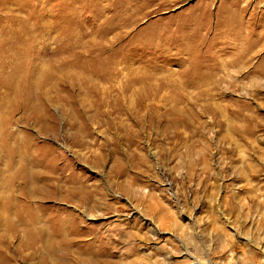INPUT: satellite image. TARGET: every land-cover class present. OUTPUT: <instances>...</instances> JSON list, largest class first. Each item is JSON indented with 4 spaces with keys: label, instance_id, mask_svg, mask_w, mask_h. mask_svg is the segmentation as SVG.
I'll use <instances>...</instances> for the list:
<instances>
[{
    "label": "rangeland",
    "instance_id": "obj_1",
    "mask_svg": "<svg viewBox=\"0 0 264 264\" xmlns=\"http://www.w3.org/2000/svg\"><path fill=\"white\" fill-rule=\"evenodd\" d=\"M0 264H264V0H0Z\"/></svg>",
    "mask_w": 264,
    "mask_h": 264
},
{
    "label": "bare ground",
    "instance_id": "obj_2",
    "mask_svg": "<svg viewBox=\"0 0 264 264\" xmlns=\"http://www.w3.org/2000/svg\"><path fill=\"white\" fill-rule=\"evenodd\" d=\"M250 50H251V48H248V47L244 48L241 51V53L238 54V60H241L242 58L247 57L248 54L251 52ZM254 68L256 69V67H254ZM67 235H68L67 234V230L65 228L64 229L60 228V230H57L55 233H51V234L49 233L48 235H46L44 237V240H43L44 248H45V250H47L46 253L48 251H49L50 254L56 253L57 255H59L58 258H59V261L61 260L60 262H62V261L65 262L66 260L71 259V258H69V257H67L65 255H61L60 256V254H59V252L61 251L62 247L65 246V245H68V241L69 240L67 239Z\"/></svg>",
    "mask_w": 264,
    "mask_h": 264
}]
</instances>
